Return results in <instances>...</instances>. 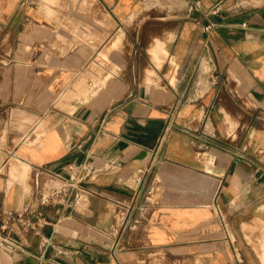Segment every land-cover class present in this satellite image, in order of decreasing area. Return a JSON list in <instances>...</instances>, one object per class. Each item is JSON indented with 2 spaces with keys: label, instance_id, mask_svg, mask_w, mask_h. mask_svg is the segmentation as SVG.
<instances>
[{
  "label": "crops",
  "instance_id": "1",
  "mask_svg": "<svg viewBox=\"0 0 264 264\" xmlns=\"http://www.w3.org/2000/svg\"><path fill=\"white\" fill-rule=\"evenodd\" d=\"M27 202L47 244L15 224L0 264H264V0H0V217Z\"/></svg>",
  "mask_w": 264,
  "mask_h": 264
},
{
  "label": "built area",
  "instance_id": "2",
  "mask_svg": "<svg viewBox=\"0 0 264 264\" xmlns=\"http://www.w3.org/2000/svg\"><path fill=\"white\" fill-rule=\"evenodd\" d=\"M209 30V27L206 28ZM68 172L76 175L74 182L69 177L47 171L48 177L38 188L37 205L44 208L50 204L60 202L69 195L74 186L86 179L93 167L87 163L79 166L68 164L66 166ZM18 224L23 232L39 239L42 246L47 244L44 234V228L48 225L46 217L40 210L36 209L31 203L27 202L20 210L12 212L8 211L0 217V251L10 256L23 255V244L13 236V226Z\"/></svg>",
  "mask_w": 264,
  "mask_h": 264
},
{
  "label": "rangeland",
  "instance_id": "3",
  "mask_svg": "<svg viewBox=\"0 0 264 264\" xmlns=\"http://www.w3.org/2000/svg\"><path fill=\"white\" fill-rule=\"evenodd\" d=\"M116 41H117V43H116V44H114V43H113V46H112L113 48H114V47H116V45H118V44L121 42V38H120V37H118L117 39H115V41H114V42H116ZM156 41H157V40H156ZM156 41H155V42H156ZM152 59H153V57H152ZM153 60H154V59H153ZM154 61H155V60H154ZM155 62H156V61H155ZM156 63H157V62H156ZM101 72H102V71H101ZM152 73H153V72H152V71H150V73H149V74H152ZM107 78H108V77H104L102 81L106 80Z\"/></svg>",
  "mask_w": 264,
  "mask_h": 264
}]
</instances>
